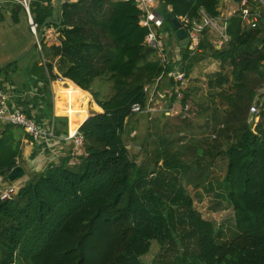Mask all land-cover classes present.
<instances>
[{
    "label": "trees",
    "instance_id": "1",
    "mask_svg": "<svg viewBox=\"0 0 264 264\" xmlns=\"http://www.w3.org/2000/svg\"><path fill=\"white\" fill-rule=\"evenodd\" d=\"M247 1L261 11L258 26L243 25L235 12L227 19L228 42L216 49L206 35L201 53L187 64L189 73L203 60L219 62L218 71L206 76L212 106L198 105L202 112L211 108L214 138L190 140L172 154L158 150L151 167L136 164L123 140L132 105L145 102L144 86L162 72L155 49L144 45L147 30L138 25L134 0L61 4V24L54 25L58 42L47 46L40 35L46 71L52 81L72 82L66 92L86 96L88 108L89 93L102 111L78 128L83 143L76 164H69L72 156L49 164L30 174L12 199L0 200V264H148L143 258L153 243L158 250L150 264H264V121L256 133L247 123L264 85V14L258 1ZM160 2L163 14L168 6L176 16L196 18L200 9L219 14L220 0ZM53 11L51 0L32 1L38 30ZM98 82L108 83L106 95ZM190 98L186 89L182 104ZM17 130L0 127L4 175L22 154ZM218 156L226 160L220 184L238 232L221 243L185 188H200ZM169 256L173 261L166 263Z\"/></svg>",
    "mask_w": 264,
    "mask_h": 264
},
{
    "label": "built area",
    "instance_id": "2",
    "mask_svg": "<svg viewBox=\"0 0 264 264\" xmlns=\"http://www.w3.org/2000/svg\"><path fill=\"white\" fill-rule=\"evenodd\" d=\"M32 1L33 0H0V4L13 2L23 8L27 15L29 30L37 42V47L40 49L38 25L34 22L30 14V5ZM256 1H258L264 9V0ZM232 2L233 0H220L218 6L219 14L217 16H210L203 9L199 10L196 18L173 15L179 22L180 28L186 33L188 39L187 44L180 45L172 29L169 35L171 37L170 42L168 44L165 43L162 28L166 21L161 11L160 0H134L135 6L139 11L138 25L147 30L144 45L155 49V60H157L162 67V72L153 82L144 86L145 102L143 104L132 105L130 109L132 115L143 114L151 118L154 114L162 111L161 108H157V105L166 101L174 104L178 102L181 105L183 117H188L189 113L193 112L188 102L182 104L184 92L191 79V75L187 72V64L189 60L197 57L201 53V43L205 36L212 35L213 37L210 38L211 45L216 49H220L229 40L226 33L227 19L235 12H239L243 20V25L245 26L256 28L260 22V13L258 11H252L248 6L247 0H239L236 3L238 5L237 9L232 11L224 8L223 5H228ZM167 12H171L169 6L167 7ZM43 32L45 35L57 33L54 26L46 27L43 29ZM58 35L59 34H57V36ZM184 55L187 56V59L184 58ZM165 77L171 80V84L163 92H159L160 82ZM57 81L61 85L65 83L63 82L64 80ZM13 91V87L10 85L0 87V127L10 125L21 129L25 136H27L30 144L43 142L47 145H51V140L55 138L52 131L47 132L40 128L31 116H28L24 110L17 107L13 97ZM249 114H252V118L248 124L251 131L256 133V128L264 121V85L249 107ZM64 116L67 118L66 140L73 142L76 149L81 148L83 139L78 133V128L80 126L73 134H70L69 117L67 115ZM76 163L77 160H69L70 165ZM16 166H18V159L16 160ZM16 181L9 182L6 175L0 173L1 201L10 200L18 193L24 183H15Z\"/></svg>",
    "mask_w": 264,
    "mask_h": 264
},
{
    "label": "rangeland",
    "instance_id": "3",
    "mask_svg": "<svg viewBox=\"0 0 264 264\" xmlns=\"http://www.w3.org/2000/svg\"><path fill=\"white\" fill-rule=\"evenodd\" d=\"M260 8H262L261 10L264 14V9L261 4ZM258 12L260 13L261 11ZM4 27L5 24H3L0 29H3ZM170 30L171 26L165 23L164 27L162 28V34L166 44H168L171 39L169 36L171 34ZM13 34L14 36L12 38L7 35L0 37V68L5 65L4 61L6 58H8L10 55H14L17 57L15 59L18 60L9 67V69H12V72L14 71L13 74H15L16 71L13 69L15 66H20L22 68L26 67V64L30 66L34 74H40L43 71V68L37 67V63L42 60L43 54L41 55L39 47H36V45L32 50L29 51L31 47L30 46L26 52H22V37L15 33ZM57 34L58 33L46 34L43 43L47 46L57 43ZM209 37L211 38L213 36L209 35ZM44 57H46V55ZM209 67V61L206 59L199 63H195L189 72L191 79L188 82L187 92L191 91V103H188L191 105L193 112L189 113L188 117H183L181 105L178 102L175 103V107L173 109L171 103L166 101L157 105V108H161L162 111L154 114L151 118L143 114H134L127 119L123 140L127 147L130 158L136 164H147L151 167L158 150H160V152L165 150L172 154L185 146L186 143H189L190 140H194V143H196L199 141V139H203L205 137L211 139L214 138V134H211L208 127V125L212 124L210 121L212 114L211 108L208 107L206 112H202V109L198 107V105L201 104L212 106V91L207 88L206 78L207 75L212 74V69ZM7 69H4L2 72H0V74L5 75ZM13 81L19 82L20 80ZM169 81L171 82V80ZM58 85L61 84L59 83ZM95 87L100 89L104 95L109 92L108 83L98 82ZM88 99V113L89 115H92V113H95L92 109L94 101L89 93ZM193 100H195L197 105L193 103ZM222 115L225 114L222 113ZM159 137L165 138V141L164 139L162 141V139ZM180 138H184L182 143L178 142ZM170 141H175V143L170 144ZM211 141L212 140H209L208 142L210 144H214ZM73 146H75L74 143ZM205 148H207V146H205ZM77 152H82V148H78ZM211 158V156H207L206 161L210 160ZM184 161L186 164L194 166V161ZM225 167V158L223 156H218L216 161L213 163V167L209 170L208 180L200 188L195 190L192 186L185 187L187 193L193 198L194 206L201 213V216L213 223L215 232L218 234L216 239L217 243L230 241L238 234L235 226L233 210L228 204L227 198L220 184L225 174ZM195 175V173H192L190 179H193ZM157 250L158 247L155 243H153L151 252L143 258V261L150 264V261L153 260ZM171 261H173V256H169L167 260H165L166 263Z\"/></svg>",
    "mask_w": 264,
    "mask_h": 264
},
{
    "label": "crops",
    "instance_id": "4",
    "mask_svg": "<svg viewBox=\"0 0 264 264\" xmlns=\"http://www.w3.org/2000/svg\"><path fill=\"white\" fill-rule=\"evenodd\" d=\"M75 1L76 0H60L61 4ZM236 3L237 2L233 0L232 3L223 6L229 11H232L237 9L238 5ZM51 4L52 7H54V11L52 18L48 20L56 22L59 18L58 1L51 0ZM3 24H5V27L0 29V37L7 35L12 38L14 36L13 33H15L22 37V52H26L30 46L29 51L33 49L34 37L29 30L27 15L22 7L13 2L0 4V28ZM50 26H54V24H51ZM15 58L17 57L14 55H10L6 58L4 61L5 65L0 68V72L4 69H9L10 66L6 68L8 64L12 65L13 63H16L18 59L16 60ZM208 61L209 68L212 69L211 73L218 71L219 62L210 59ZM37 67L43 68V71L37 75L33 73L30 66L27 64L26 67L22 68L20 66L12 67L16 70L15 74H13L14 71L12 72L11 68L9 70L7 69L5 75L0 74V87L5 85L13 87V97L17 107L24 110L28 116H31L40 128L47 132L52 131V134L55 137L51 140V145H47L43 142L30 144L23 131L17 128V132L21 135L22 151L21 157L18 159V166H21L24 169V176L18 179L15 183L21 184L28 180L30 174L43 172L51 163H56L67 156H72L70 160L76 161V157L82 154V152H77L76 147L73 146V142L66 140L67 124L65 117H63L64 115L69 117V130L70 134H73L71 133L73 114H76V109H79L80 102L76 96L70 95L69 92H67L66 96L60 94L62 91L60 89L66 90L69 85H72L73 83L64 80V85H58L59 82L57 80H50L43 58L37 63ZM168 77L161 80L159 92H163L170 86L171 82ZM13 80L20 81L15 82ZM93 105L100 109L95 103ZM93 105L92 109L95 113L102 111L101 109H94ZM80 106H82V104ZM171 106H173L174 109L175 104L171 103ZM78 116H80V114H78Z\"/></svg>",
    "mask_w": 264,
    "mask_h": 264
},
{
    "label": "water",
    "instance_id": "5",
    "mask_svg": "<svg viewBox=\"0 0 264 264\" xmlns=\"http://www.w3.org/2000/svg\"><path fill=\"white\" fill-rule=\"evenodd\" d=\"M57 1H58V14H59V18H58V20L56 22H54L52 20H47V21H45L43 23V25L39 29V38H38V41L40 39V35L42 34L44 27L48 23H52V24L57 25V26H60V24H61V18H60V4H61V2H60V0H57ZM234 1L235 2H238L239 0H234ZM164 19L171 26V29L173 31V34H174L175 38L178 40L179 44L180 45L187 44V42H188L187 35L184 32V30L180 28V24L176 20V18L173 16V14L171 12H166L164 14ZM36 44H37V42L35 41L33 47L36 46ZM89 117H90V115L84 121H86ZM251 118H252V114H248L247 123L250 122ZM23 176H24V169L21 166H16V167H14L7 174V180L9 182H14V181L20 179Z\"/></svg>",
    "mask_w": 264,
    "mask_h": 264
},
{
    "label": "bare ground",
    "instance_id": "6",
    "mask_svg": "<svg viewBox=\"0 0 264 264\" xmlns=\"http://www.w3.org/2000/svg\"><path fill=\"white\" fill-rule=\"evenodd\" d=\"M60 90H62L60 92V94L62 96L67 95V92L65 89H60ZM84 99H85V96H82V99L78 98V100L80 102L79 103V109H76V111H75L76 114H73L71 133H74L76 128H78L83 123V121L89 116V113H88L89 108L86 106ZM81 104H82V106H80ZM78 114H80V116H78Z\"/></svg>",
    "mask_w": 264,
    "mask_h": 264
}]
</instances>
